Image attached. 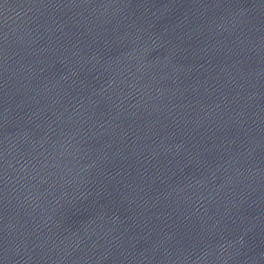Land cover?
<instances>
[{"label":"water","instance_id":"95a60500","mask_svg":"<svg viewBox=\"0 0 264 264\" xmlns=\"http://www.w3.org/2000/svg\"><path fill=\"white\" fill-rule=\"evenodd\" d=\"M0 264H264V0H0Z\"/></svg>","mask_w":264,"mask_h":264}]
</instances>
